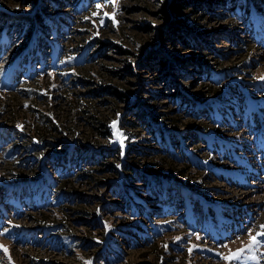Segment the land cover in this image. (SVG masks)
Masks as SVG:
<instances>
[{
  "label": "rangeland",
  "instance_id": "374dc122",
  "mask_svg": "<svg viewBox=\"0 0 264 264\" xmlns=\"http://www.w3.org/2000/svg\"><path fill=\"white\" fill-rule=\"evenodd\" d=\"M156 1L115 0L114 4L103 3L99 9L95 6L90 14L75 18L76 25L71 32L77 34L73 44L78 41L89 44L93 37H98L108 49L103 59L88 63L89 66L79 63L80 68L64 72L81 77V70L86 69L85 75L90 82L87 88L80 85L62 88L59 76L51 72L42 73L37 80L21 78V74L11 83L0 80V264H86L87 261L92 264H264V236H258L260 243L249 248L250 234L255 236L264 232L261 228L264 225V138L261 137L264 134V80L260 79L264 76V36L255 32L251 35L244 27L242 17L238 19L239 28L229 31L227 6L232 3L226 4L225 11L216 9L215 13L210 12L206 20H198L199 24H195L197 20L192 22L191 16L187 21L193 31L209 35L210 44L222 54V66H228L222 69L224 73L214 83L225 90L222 99L212 103V110L201 111L197 117L217 126L226 142L204 141L200 135L189 133L191 150H187L182 141L177 148L169 141L165 144L167 149H173L167 154L166 163L177 168L188 166L180 180L191 182L198 188V194L163 183L168 168L164 166L160 170L158 165H155L157 168L145 165L149 172H153L152 180L157 182L153 183L150 177L135 179L134 168L131 178L136 181L124 188L119 185L123 172L119 170H122V159L128 152L103 153L102 149L99 152L105 157L118 155L119 162L114 180L106 188L80 178L81 184H76L79 195L70 192L66 198H58L57 204L51 197L38 199L42 194L40 191L36 193L31 188L13 186L17 181L14 173L26 171L31 175L37 168L41 176L50 177L53 166L46 162L35 165L37 162L32 155L24 153L18 145L21 142L5 131L11 126L9 120L12 117L16 121L13 127L20 130L22 136L32 134L40 118L45 116L62 128L63 134L58 137L77 138L81 143L88 132L96 136L101 133L87 117L96 115L107 119L110 127L107 126L109 137L99 139L103 146L116 144L118 140L111 127H118L119 140L129 146V152L143 158L145 163H159L163 157L161 153L165 154L164 149L162 145H159L158 152L148 149L149 135L143 127L129 125L130 128L122 129L125 127L123 120L130 112L127 99L122 101L112 97V103L107 104L97 101L101 98L99 88L114 84L125 87L129 95L143 99L157 94L158 109L167 111L168 106L159 105L168 103L167 94L196 78L193 66L184 68L188 72V78H185L180 71L170 69V62L164 63L167 70L164 75L149 67L135 70L134 76L125 71L127 62L124 60L140 54L141 47L159 49L170 55L176 53L182 55L183 60L189 58L188 49L175 48L163 35L164 23L157 18ZM260 1L264 4V0ZM18 8L19 5L12 0H0L3 11ZM261 18H264V11ZM61 21L67 26V20L59 17L56 28L61 32L57 34L67 46L72 35L62 33ZM80 30L84 33L81 34ZM114 47L127 50L130 56L119 54ZM72 57L73 54H68L64 59ZM82 57L77 55L78 62ZM191 87V91H197L201 84L193 82ZM88 89L96 94L91 99L94 101H85L82 105L83 100L77 94H84ZM38 94L45 96L44 101L33 98ZM112 109L115 110L112 112ZM182 109L193 116L197 113ZM137 113H133L132 122L143 126ZM114 123L116 127H113ZM66 127L73 128L74 133L69 136ZM141 146H146L147 150ZM85 162V170L94 168L93 163ZM135 166L140 169L143 164L136 163ZM115 180L116 187L112 185ZM141 183L146 188H136ZM19 198L22 199L19 207H13V201ZM77 209L95 215L77 212ZM237 217L246 220V227ZM41 218H47L46 222L39 223ZM239 249H244L240 259H222V256Z\"/></svg>",
  "mask_w": 264,
  "mask_h": 264
},
{
  "label": "trees",
  "instance_id": "16d2710c",
  "mask_svg": "<svg viewBox=\"0 0 264 264\" xmlns=\"http://www.w3.org/2000/svg\"><path fill=\"white\" fill-rule=\"evenodd\" d=\"M12 1H14V4L19 5L20 8L13 9L10 12L0 9V80L4 81L5 79H11L12 81L13 78L19 74H22L21 77H23L25 71L28 69L26 75L30 80H37L42 73L51 72L59 76L58 82L61 84L62 88H71L73 85H80L84 89L87 88L90 82L85 75V73H87L86 69L81 70V77L71 76V73L64 72L69 69L80 68L79 63L84 66L85 64L88 65V63L103 59L107 56L108 49H106L105 42L98 37H93L88 41L90 42L89 44L83 45L81 41H76L77 43L73 44L75 40L74 36L77 32H71V30H73V26L76 25L75 18L87 13L90 14L97 4H107L110 3V0ZM229 3H232V5L227 6ZM156 5L157 18L164 23L163 35L175 48L188 49L189 58L183 60V56L176 53L170 55V53L160 51L159 49L154 50V48L152 50H147V48L141 47L138 51L140 54L133 55L132 59L127 58L124 60L127 62L125 71L134 76L135 70L149 67L154 69L155 72H160L164 75L167 71L164 63L170 62V69L180 71V74L185 78H188V72H185L184 68L189 65L193 66V69H196V78L189 82L188 85L186 84L183 87L179 86L177 89L174 88L172 92H169L170 94H167V97H169L168 103L159 104L160 106H168L169 109L167 111H162L161 108L158 109L159 107L156 104L158 100L156 98L157 94H152L148 98L143 99L135 95H129L125 87H119L114 84L100 87L98 96L101 98L97 101L107 104L112 103L110 102L113 100L112 97L122 101L127 99L130 112L123 120L125 127L122 129L130 128L129 125L139 129L143 127L149 135L148 142L150 144L148 149L158 152L157 150H160L158 148L159 145H162L164 149L163 153L165 154L161 153L163 157H161L159 163L153 164L155 161L145 163L142 160L143 158L136 157L133 152H129V146H124V142H122L123 145L121 144L119 140V137H121L120 128L116 126L115 129L112 127L111 129L112 134L119 142L117 141L115 145L110 147L103 146V144L99 142V139L101 137H109L107 130L109 126L106 122L107 119L98 118L96 115L87 117L93 121V124H96L95 129L101 133L99 136H96V134L94 135L88 132L85 140L81 143L77 138L68 140L64 137H58V135L63 134L62 128L45 116L40 118L39 125L34 129L32 134L22 136L20 130L13 127L16 121H13L12 117L9 120L11 126L7 128L9 133L13 134L15 140H17L18 143L21 142L18 145L22 147L24 153H30V155H32L34 161L36 160L37 162L35 165L44 164L46 162L49 166H53V163H55L56 166V168H53V173L50 177L41 176L38 171H36L37 168L32 170L31 175H28L26 171V173H14L13 175L17 179L15 182L16 186L46 180L51 186L52 194L55 197H66L70 192L78 196L79 192L76 190V184H81L78 181L80 178H85L89 183L92 182L106 188L110 185V181L112 179L114 180L116 175L115 169L117 164L119 165V162L117 160L118 155L105 157L103 153L114 151L116 154V152L120 151L124 153L128 152L126 158L122 159V156L119 158V160L122 159V163H124L122 164V170H119L121 172L123 171L122 176L119 177V180H121L119 185L124 188L126 186L130 187L139 176H142L143 179L150 177L152 180L154 178L152 175L153 172H149L145 165H158L160 170H162L164 166L168 168L166 170V181H163V183L166 185L171 184L175 186L176 189L189 190L192 194L199 193L198 188H195L191 182H182L180 180L181 177L186 174L188 166L185 165L182 168H177L170 162L166 163L167 156L173 149H167L165 144L169 141L172 143V147L177 148L176 146L178 143L182 141L186 149L191 150L192 146L187 138L189 133L200 135L204 141H226V138L221 136L220 129L217 128V126L211 125L207 121H202L197 117L202 113L201 111L212 110V103L222 99L225 90H223L222 86H215L214 83L219 79V76L224 73L222 69L228 66H222V54L218 52L217 48H214V46L210 44L209 35L193 31L191 24H187V21L191 16L193 18L192 22H196L197 20L195 24H199L200 22H198V20H206L205 18H207L210 12L215 13L216 9H221L223 11L227 6L229 10L227 13L228 22L226 25L229 31L232 32L239 28L240 20L238 19L242 17L244 27L253 35L254 32L257 33L264 29V26L260 24L259 20L263 15L264 4H262L260 0H157ZM59 17H63L67 20V22H65L67 26H64L61 21V26L63 27L62 33L67 32V34L72 35L67 41V46L62 44L58 36L61 32V29H58L57 32L56 28L59 25ZM256 17L257 20H255ZM79 32H81V34L84 33L82 30ZM114 48L119 54H129L130 56L127 50L120 47ZM68 54H73V57L70 60L64 59L65 55ZM79 54L83 55L81 62L77 60V55ZM12 72H14V75L9 77V74ZM64 80L66 82H64ZM193 82L201 84L199 90L191 91V84ZM77 95L80 100H83V102L80 103L84 105L85 101L93 103L94 100L91 99L93 98L92 96L96 94L90 92V89H88L84 94L79 92ZM44 97L43 94H38L34 95L33 98L36 99V101H44ZM182 108L191 109L192 112L197 113L193 116ZM114 110L115 109H112V112ZM134 112H139L137 114L143 126H138L137 122H132ZM184 112H186L187 115H185ZM169 113L170 115H168ZM69 127H71V125H69ZM65 130L69 136L74 133L73 128L66 127ZM137 137L138 136H134V138ZM166 137L172 140H168ZM69 145L70 148L67 149ZM141 147L147 150L146 146ZM101 149L103 153L99 152ZM192 152L194 154V151ZM142 153L146 154L144 151ZM86 160L93 163L94 168L85 170L83 167L86 166ZM136 163L140 165L143 164V166L137 169L135 166ZM65 167H67L66 173ZM134 168L136 173L135 179L131 178L132 169ZM54 169H57L58 172L56 173ZM31 176L33 178L30 179ZM69 178H72V180ZM116 181L117 180L112 182V185L115 187L117 185ZM152 181L153 183L157 182L155 180ZM138 186L146 188L142 183L136 185V188H138ZM116 194H118V190ZM75 211L89 213L92 216L95 215V213L85 210L77 209ZM45 219L41 218L39 221L38 219L35 221L43 223L46 222Z\"/></svg>",
  "mask_w": 264,
  "mask_h": 264
},
{
  "label": "snow or ice",
  "instance_id": "6c2138e0",
  "mask_svg": "<svg viewBox=\"0 0 264 264\" xmlns=\"http://www.w3.org/2000/svg\"><path fill=\"white\" fill-rule=\"evenodd\" d=\"M110 2L114 4L115 0H110ZM96 7H97V9H99V8L102 7V5L97 4ZM102 22L103 21H101V23ZM260 79L264 80V76L260 77ZM113 127H115V123L113 124ZM121 143H122V141H121ZM261 228H264V225H262ZM258 236H264V232L257 233V235H255V236L250 234L251 244L249 245V248H252L253 246H255V245L260 243V241L257 239ZM177 239H180V238L178 237ZM197 239H200V237L197 236ZM189 251L191 252L192 249H189ZM243 251H244V249H239L237 252H233V253H230L229 255L222 256V259L227 260V261L240 259L241 253ZM253 259H255V257H253ZM86 264H92V262L91 261H87Z\"/></svg>",
  "mask_w": 264,
  "mask_h": 264
}]
</instances>
